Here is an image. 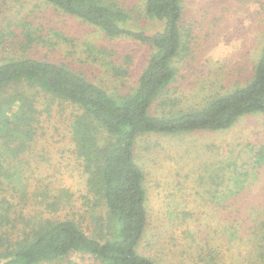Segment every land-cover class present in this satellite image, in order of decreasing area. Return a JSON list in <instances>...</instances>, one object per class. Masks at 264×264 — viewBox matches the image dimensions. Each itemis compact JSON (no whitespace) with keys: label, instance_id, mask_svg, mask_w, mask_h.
<instances>
[{"label":"rangeland","instance_id":"1","mask_svg":"<svg viewBox=\"0 0 264 264\" xmlns=\"http://www.w3.org/2000/svg\"><path fill=\"white\" fill-rule=\"evenodd\" d=\"M110 1L134 16L133 27L149 33L161 28L146 17L145 0ZM182 2L181 25L189 37L174 59L176 77L154 103V114L200 108L246 84L264 47V0ZM151 52L148 42L108 36L46 0H0V62L34 57L64 63L119 96L135 90ZM29 91L39 110L37 133L19 155L2 156L12 173L0 190V204L11 210L7 234L16 242L31 226L66 218L97 233L95 215L105 214L104 203L98 206L89 190L86 163L72 132L81 108L38 88ZM100 140L105 144L108 134L100 133ZM262 144L260 113L245 115L225 130L138 137L135 157L144 172L148 212L138 251L157 264H264L259 253L264 165L254 161ZM220 168H225L224 180L213 185ZM71 262L100 264L81 253L55 264Z\"/></svg>","mask_w":264,"mask_h":264},{"label":"trees","instance_id":"2","mask_svg":"<svg viewBox=\"0 0 264 264\" xmlns=\"http://www.w3.org/2000/svg\"><path fill=\"white\" fill-rule=\"evenodd\" d=\"M46 1L108 36L148 42L152 52L135 90L119 96L64 63L34 57L0 62V141L4 145L0 151V190L5 179H12L3 154L11 151L13 156L19 155L37 133L39 110L29 87L38 88L81 108L72 124L73 139L78 156L86 163L87 185L97 196L95 203H104L105 208V214L95 215L101 227L97 233L89 234L72 218L46 219L14 242L7 234L10 228H6L11 210L0 204V264H55L72 253L93 256L100 264H157L138 251L148 212L144 172L135 157L136 141L151 133L225 130L245 115L264 116V47L246 84L213 97L200 108L154 114V103L176 77L174 59L186 49L189 33L181 25L183 0H145L146 17L161 25L153 33L133 27L134 16L110 0ZM10 87L14 90L2 95ZM102 132L108 134L105 144L100 140ZM254 159L258 167L264 165V144ZM224 170L218 169L213 185L219 183L218 178L224 180ZM213 189L215 195L219 187ZM260 231L259 253L264 257V222Z\"/></svg>","mask_w":264,"mask_h":264}]
</instances>
